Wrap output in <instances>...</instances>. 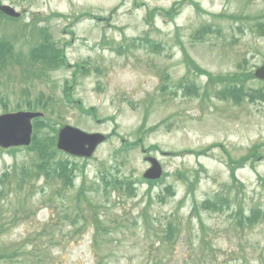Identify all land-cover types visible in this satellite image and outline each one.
I'll return each instance as SVG.
<instances>
[{"label":"rangeland","instance_id":"rangeland-1","mask_svg":"<svg viewBox=\"0 0 264 264\" xmlns=\"http://www.w3.org/2000/svg\"><path fill=\"white\" fill-rule=\"evenodd\" d=\"M2 4L23 14L18 23L0 20L2 38L26 53L44 27L55 47L64 48L67 65L50 69L44 79L36 68L30 75L16 67L1 71L0 114L43 96L47 126L72 125L106 140L90 159H81L73 188L55 198L42 179L15 186L13 167H29L28 152L0 151V254L7 257L0 264H264V98L251 102L233 90L237 105L212 92L204 96L207 73L245 75L264 62V39L246 26L264 18V0ZM172 6L178 15L164 18L160 11ZM237 15L243 20L229 19ZM202 26L207 33L193 38ZM186 80L193 91L182 88ZM258 89L264 91L263 83L252 80L243 91ZM89 108L93 116L83 114ZM38 131L45 139L50 129ZM255 145L258 155L239 163ZM123 147L131 150L121 154ZM143 150L162 168L152 187L141 180L149 167ZM103 170L137 183L130 196L111 188L89 194L102 211L94 241V229L72 228L65 211L72 210L82 179L93 185ZM206 199L215 206L203 210ZM251 209L258 212L254 218Z\"/></svg>","mask_w":264,"mask_h":264},{"label":"trees","instance_id":"trees-1","mask_svg":"<svg viewBox=\"0 0 264 264\" xmlns=\"http://www.w3.org/2000/svg\"><path fill=\"white\" fill-rule=\"evenodd\" d=\"M23 2L27 0H21ZM2 2V0H0ZM182 4L178 3V6ZM159 12V11H158ZM160 14L164 16V18H174L178 15V11L176 12L175 6H173L169 10H162ZM145 22L148 25L151 20V15L148 13L146 15ZM232 21L239 22L243 20L239 15L232 16L229 18ZM0 20H5L10 23H18L14 19L7 18L0 14ZM29 23H26L27 26ZM243 25V24H241ZM249 28V31L255 35L257 38L264 39V18H257L254 20H250L246 25ZM26 28V27H25ZM240 30L241 27H239ZM208 28L206 29L204 26L200 27L195 33L193 38L198 37L199 39L207 33ZM40 42L31 47L28 52L24 53L22 49H17L16 43L8 38L0 37V72L7 71L11 68H19L24 72V75H30L33 69L36 68V72L38 73V77L44 79L48 76V71L50 69H55L62 65H66L65 58L62 49H58L54 46L53 42H51L50 37L41 30L39 34ZM145 44L150 45V41L147 38L142 40ZM182 54L186 56L184 49ZM240 68V67H239ZM241 71V70H238ZM208 79L206 86L210 85L211 90H207L205 86V95L207 96L210 92L212 94L217 95L223 100L232 101L238 105L240 102V97L238 92H241L244 95V99H250L251 102L260 100L264 98V91L261 89L253 90L252 93H245L243 91L244 85L252 81L254 79L253 74L247 73L242 75V73H235L227 76H216L213 77L210 73L205 75ZM243 76L248 78L247 80H243ZM223 85L224 88H221L220 91L215 89L214 87L217 85ZM264 85V83H263ZM185 86L188 92L193 91V84L188 85L185 82L182 84V88ZM233 90H237L236 95ZM218 92V93H217ZM43 96L37 101V106L43 109L47 108V104L43 102ZM28 108H32L30 105ZM83 114H88L89 116H93L95 114V109H87L82 111ZM36 133L34 134V138L32 141V145L29 148H25L24 150L28 151V153H32L28 157V161L30 162V166L26 167L22 165L17 167V165L13 168V173L15 175V186H19L20 189H23V185L27 183L30 179L34 181H39L41 178L45 181L46 186L52 190L53 196L56 194L58 197H61L62 192L66 187L73 186V181L78 172L82 173V167L79 169L78 162H70L69 158L63 157L54 147V137L52 134V128L50 127V131L48 134L43 135L45 139L41 137V133L38 130H42L46 127V124L42 122V120L36 119L35 123ZM47 136V137H46ZM129 147V146H127ZM127 147H123L120 149L119 153L127 154L129 149ZM260 147L258 145L253 146L252 149L248 151V155L239 161V163L246 164L250 161L251 158L255 157L256 153L258 155ZM17 152L18 150H13ZM262 158V155H260ZM251 162V161H250ZM74 164V166H72ZM230 167V173L232 180L234 179L232 166ZM112 172L103 170L102 173H99V177L93 185H87L85 179L83 178L79 188L76 191L74 197V204L72 210L65 211L66 220L70 221L69 225L73 228L75 225L81 223V229L91 226L95 232L94 241L97 238V235H100L102 230L101 228V218L100 215L102 213L101 207L95 201L94 198L89 197V194L92 193H101V188H111L113 193H117L119 196L129 195L130 191L133 190V182H125L127 177L120 178L119 174L113 175ZM5 177H9L10 174L6 173ZM264 182V181H263ZM96 184V185H95ZM152 185V183H149ZM215 206L210 200L204 201L202 203L203 210H209ZM196 204L194 205L193 211L196 212ZM257 211L255 209H251L250 215L251 218H254ZM241 214V212H239ZM52 221V219H51ZM1 228V226H0ZM78 230L77 232H79ZM1 234V231H0ZM74 234V233H73ZM1 253V252H0ZM5 259V255L0 254V262Z\"/></svg>","mask_w":264,"mask_h":264},{"label":"water","instance_id":"water-1","mask_svg":"<svg viewBox=\"0 0 264 264\" xmlns=\"http://www.w3.org/2000/svg\"><path fill=\"white\" fill-rule=\"evenodd\" d=\"M0 11L11 17H18V14L9 6H0ZM255 76L264 80V65L256 70ZM39 116L38 113L28 112L0 116V146L8 148L29 145L32 132L31 120ZM104 140V136L100 134L90 135L67 126L59 132L57 148L73 156L90 157ZM145 161L150 162L152 167L144 174V177L153 180L158 178L161 170L156 160L146 157Z\"/></svg>","mask_w":264,"mask_h":264}]
</instances>
